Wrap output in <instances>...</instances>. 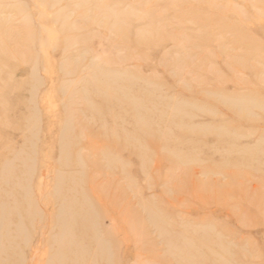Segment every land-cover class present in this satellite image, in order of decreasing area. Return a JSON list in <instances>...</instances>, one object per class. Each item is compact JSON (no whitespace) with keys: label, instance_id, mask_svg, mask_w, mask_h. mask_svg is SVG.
<instances>
[{"label":"rangeland","instance_id":"1","mask_svg":"<svg viewBox=\"0 0 264 264\" xmlns=\"http://www.w3.org/2000/svg\"><path fill=\"white\" fill-rule=\"evenodd\" d=\"M0 153L33 204L6 264L59 249L58 190L111 264H264V0H0Z\"/></svg>","mask_w":264,"mask_h":264},{"label":"bare ground","instance_id":"2","mask_svg":"<svg viewBox=\"0 0 264 264\" xmlns=\"http://www.w3.org/2000/svg\"><path fill=\"white\" fill-rule=\"evenodd\" d=\"M69 24V22L66 23V25ZM64 25V24H63ZM70 26V24L68 25ZM67 27V26H66ZM64 28V27H63ZM69 32V31H68ZM64 33V32H63ZM58 40V39H57ZM58 42V41H57ZM114 74V73H113ZM104 75V74H103ZM111 75V73H110ZM108 76V74H107ZM119 76V75H118ZM101 77V76H100ZM127 77V76H126ZM105 78V77H103ZM115 78V77H114ZM122 78V76H121ZM120 77H118V79L121 80ZM125 78V77H124ZM123 78V79H124ZM91 79V78H90ZM89 79V80H90ZM99 79V78H98ZM106 79V78H105ZM110 79V78H109ZM126 79H129V78H126ZM104 80V79H103ZM112 80H114L112 78ZM92 81V79L90 80V82ZM97 82H99L98 80H96ZM94 80V82H96ZM101 81V80H100ZM106 81V80H105ZM109 81V80H108ZM119 81V80H118ZM129 81V80H128ZM127 81V82H128ZM111 83V81H109ZM113 82V81H112ZM115 82V81H114ZM117 82V80H116ZM122 82V81H121ZM102 83V82H101ZM99 83V84H101ZM124 83V81H123ZM122 83V84H123ZM92 84V83H91ZM109 84V83H108ZM94 86V84H92ZM106 85V84H104ZM103 85V87H104ZM130 85V83H129ZM102 86V85H100ZM115 86V83L113 85V87ZM117 86V84H116ZM109 88V85L107 86ZM111 87V85H110ZM94 88H96L94 86ZM120 88V87H118ZM98 90V88H97ZM115 90V89H114ZM113 90V91H114ZM96 91V89H95ZM102 91V90H101ZM109 91H110V88H109ZM123 91V89H122ZM106 92V91H105ZM116 96L118 94V91L116 90ZM127 92V91H126ZM101 93V92H100ZM99 93V94H100ZM110 93V92H109ZM97 94H98V91H97ZM98 94V95H99ZM102 94V93H101ZM124 94V93H122ZM103 95V94H102ZM105 95V94H104ZM100 96V95H99ZM107 96V94H106ZM119 96V95H118ZM152 96V95H151ZM114 97H115V94H114ZM107 98V97H106ZM110 98L112 99V97H108V100H110ZM112 100H115V99H112ZM110 100L111 102H114ZM119 101V99H116ZM115 100V102H116ZM126 100V99H125ZM109 102V101H108ZM138 103H140L138 101ZM112 104V103H111ZM119 104V103H117ZM143 104V103H142ZM107 105V103H106ZM122 105V104H120ZM119 105V106H120ZM141 106V104H139ZM125 105L122 106V108H124ZM126 107V106H125ZM144 107V105H143ZM137 108L141 109V107H138ZM129 109V108H127ZM132 109V108H131ZM135 109V108H133ZM139 109V110H140ZM143 109V108H142ZM145 109V108H144ZM144 109L142 110V112L144 111ZM147 110V109H145ZM134 111V110H133ZM136 111V109H135ZM148 113V111H145V113ZM138 113V111L136 112V114ZM140 113V112H139ZM131 115V114H130ZM134 115H135V112H134ZM141 115V113H140ZM138 116V115H137ZM147 116V114H144L142 117L145 118ZM134 118L133 120V123H137V118H136V115L135 117L132 116ZM139 118V116H138ZM143 118H139L140 120H142ZM148 121V120H147ZM142 124L145 123L146 124V121H141ZM151 123V122H150ZM144 124V125H145ZM149 124V123H148ZM153 124V123H152ZM151 124V125H152ZM135 125V129H136V124ZM70 125H68L69 127ZM150 126V124H149ZM147 126V127H149ZM141 128L142 131H144V127H146V125ZM138 129V127H137ZM150 129V128H149ZM134 130V129H133ZM140 129H138L139 131ZM148 130V129H147ZM151 130V129H150ZM136 131V130H135ZM148 132V131H147ZM147 132H143V134L141 133V135H145L144 133L147 134ZM150 132H148L149 134ZM152 134H155V133H152ZM150 134V136L152 135ZM150 136H149V141H153L152 143H154V139L152 138H156V136L152 135V140H150ZM154 136V137H153ZM159 136V135H158ZM130 137V136H128ZM132 137V136H131ZM145 138V137H144ZM162 138V137H161ZM160 138V139H161ZM147 139V138H146ZM145 139V140H146ZM156 140V139H155ZM160 141V140H159ZM150 143V142H149ZM159 144V143H158ZM163 144V143H162ZM157 145V144H156ZM164 146V145H163ZM162 147V146H161ZM158 148V147H157ZM63 152H64V148L62 149ZM102 150V149H101ZM108 152V150L104 149L103 148V151H102V154L104 153L106 155V153ZM163 151V150H162ZM165 151V149H164ZM22 153V152H20ZM104 155V156H105ZM177 156V155H176ZM108 157V156H107ZM4 158V154H1L0 153V160L2 159L3 160ZM177 160H180L179 158H176ZM3 164L1 165L3 169V172L0 173V251L3 250V248L7 247L8 245V248L12 249L13 246L16 245L17 247V241L16 239L18 238L19 235H24L25 236V233L28 229L25 230V228L23 227L24 226V223H23V220L25 217H27L28 215H31V213L33 214L32 212V209H33V204L30 203V202H27V200H22V201H19L18 199V195L16 193V191H18L19 189L20 190H23V182L22 183H13L12 180L10 178V175L9 173L7 172L9 167H10V161L6 158L4 159L3 161ZM66 162V161H65ZM184 162V161H183ZM176 163V162H175ZM180 163H182V161H180ZM179 164V163H178ZM182 165V164H181ZM23 169V168H22ZM14 170V169H13ZM15 172V171H12V173ZM11 173V174H12ZM64 175L62 174H59L57 177H58V180L60 181V183L63 181V177ZM70 176V175H68ZM66 176V177H68ZM23 185V186H22ZM60 187V186H58ZM6 189V190H5ZM69 189V188H68ZM67 190V193H70V189ZM59 191V190H58ZM58 191L56 193V195H54L52 197V199H50V202L48 203H54V204H60L59 207L56 209L55 212H52L51 216H50V226L55 230V233L54 235H52L50 237V240L48 241V243H53L52 244V247H54L55 244H57L59 246V249H57L56 251H54L53 254H50L49 257H48V263L47 264H56L55 261H58L59 264H70L71 263H75V264H91V263H95L97 261H100L101 263L103 264H111V258H110V249H111V244L109 243V241L106 242L105 240V233H103L102 231L100 230H95V231H88L84 228H82V225L83 223H87L88 220L90 219H93L92 216H93V213H94V216L96 215L95 214V209L94 207H90L89 205V208L87 210H84V209H78L77 206H75L77 209V211L73 210L74 208V205H76L74 202H71L69 199L67 200L62 194H58ZM19 193V192H18ZM63 193V192H62ZM26 196V195H25ZM63 198V199H62ZM84 203H90L88 202V199L87 198H84L83 199ZM83 203V202H82ZM144 204V203H143ZM141 204V206L143 205ZM55 205V206H56ZM147 207V206H146ZM87 208V207H86ZM152 208V207H151ZM73 210V211H72ZM143 210V208H142ZM123 211V210H122ZM150 211V210H149ZM129 212V211H128ZM144 211H142L143 213ZM152 212V211H151ZM123 213V212H122ZM130 213V212H129ZM133 213V212H132ZM145 213H147L145 211ZM148 214V213H147ZM131 215V214H130ZM150 215V214H149ZM74 216H78V219L77 218H74ZM148 216V215H147ZM158 216V215H157ZM29 217V216H28ZM71 217L76 219V221H78L79 223H82L81 226L78 225L77 229L73 231V226L70 224L72 222L71 220ZM156 217V216H155ZM164 218H166L167 220V217L164 216ZM14 221H13V220ZM148 220V218H147ZM164 220V219H163ZM75 221V220H73ZM157 221H161L160 223L165 227V225L163 223L165 222H162V220H157ZM157 221H152L151 220V217H149V223H150V226H155L158 227L157 230L160 232V235L161 237H163V239L165 238V236L167 237L168 233H166V230L163 229L164 227H160V223L157 222ZM165 221V220H164ZM169 221V220H168ZM157 222V223H156ZM167 222V221H166ZM77 223V222H75ZM159 223V224H158ZM171 224V223H170ZM70 225H71V229H70ZM77 225V224H76ZM133 224H131V227H132ZM136 226V224H134ZM173 225V224H172ZM88 227V223L86 225ZM139 226V224H138ZM136 226V228L138 227ZM166 226H169L171 227L170 225L166 224ZM182 226V225H181ZM180 226V227H181ZM209 226V225H208ZM128 230L130 228V226H127ZM146 226H144V228H142V225H141V228L144 230V232L146 231L145 228ZM168 227V228H169ZM177 227V226H176ZM139 228V227H138ZM140 228V229H141ZM166 228V227H165ZM173 228V227H172ZM172 228H169L170 230ZM175 228V227H174ZM182 228V227H181ZM185 228V227H184ZM176 229V228H175ZM183 229V228H182ZM181 229V230H182ZM183 230H186V229H183ZM172 231V230H171ZM179 231V230H177ZM29 232V231H28ZM202 232V231H201ZM178 234V233H176ZM199 234V233H198ZM170 231H169V236H170ZM172 236V235H171ZM170 236V237H171ZM184 236V235H183ZM21 237V236H20ZM181 240H183L182 238V234H181ZM178 235L176 236V238H174V236L171 237V240H177L179 241L178 239ZM198 238V237H197ZM202 237H199V239H201ZM168 239V237H167ZM187 240V238H185ZM184 240V241H186ZM198 240V239H197ZM196 240V241H197ZM86 241H89L91 242L89 245H84L82 244L81 242H86ZM175 241V242H177ZM199 241V240H198ZM142 243V241H140ZM200 242V241H199ZM202 243V242H201ZM176 244V243H175ZM182 244V243H180ZM203 244V243H202ZM21 245V243H20ZM179 245V243H178ZM183 245V244H182ZM187 245V244H186ZM207 245V244H206ZM205 245V246H206ZM204 246V247H205ZM182 247V246H181ZM209 247V245L207 246ZM212 247V245H211ZM64 248V249H63ZM180 248V247H179ZM187 248V247H186ZM182 251L184 250V248H181ZM201 249V248H200ZM199 249V250H200ZM225 249V247H224ZM18 250V249H17ZM168 250L171 251V248L170 246L168 245ZM189 250V249H188ZM214 250V249H213ZM218 250V249H217ZM8 251L10 252V250L8 249ZM176 251L178 254H179V251L177 250H173V252ZM182 251L180 253H182ZM7 253L6 256H2L0 255V264H6L8 262H10V260L12 259L14 253ZM12 252V251H11ZM187 252V251H186ZM211 252V251H210ZM209 252V253H210ZM216 252V251H215ZM16 253V251H15ZM189 253V252H187ZM221 253V252H220ZM219 253V254H220ZM223 253H225V251H223ZM202 257V255H204V253H199ZM199 254L197 252H194L193 254H189V255H185V252L182 253V261H184V263L186 264H201L200 263V260L201 258L199 257ZM213 254V253H212ZM218 254V255H219ZM4 255V254H3ZM176 255V254H174ZM173 255V256H174ZM181 256V255H180ZM211 257V256H210ZM171 258H175V257H171ZM178 258V257H177ZM204 258V257H203ZM220 258V256H219ZM180 259V257H179ZM178 259V260H179ZM221 259H226V258H220ZM66 260V261H65ZM222 260V261H223ZM65 261V262H64ZM181 261V260H180ZM180 261H175V262H180ZM226 263V261L224 262ZM179 264V263H177ZM183 264V263H182ZM214 264V263H213Z\"/></svg>","mask_w":264,"mask_h":264}]
</instances>
